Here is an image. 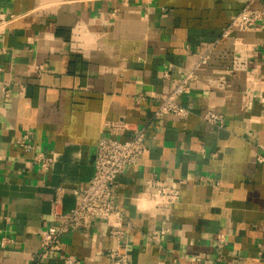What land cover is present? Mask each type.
<instances>
[{
  "label": "crops",
  "instance_id": "obj_1",
  "mask_svg": "<svg viewBox=\"0 0 264 264\" xmlns=\"http://www.w3.org/2000/svg\"><path fill=\"white\" fill-rule=\"evenodd\" d=\"M248 1L0 0V15H19L0 36L8 48L0 56V264L35 263L57 188L70 209L72 189L89 183L98 141L118 120L145 128L150 148L115 186L134 264H264V22L235 31L237 42L220 40ZM253 6L264 9V0ZM212 46L178 97L192 112L155 115L158 97ZM209 109L224 123L205 121ZM24 132L55 157L49 172L17 143ZM152 177L180 185L170 215L138 207ZM62 240L40 264H66L69 254L112 264L103 221Z\"/></svg>",
  "mask_w": 264,
  "mask_h": 264
},
{
  "label": "built area",
  "instance_id": "obj_2",
  "mask_svg": "<svg viewBox=\"0 0 264 264\" xmlns=\"http://www.w3.org/2000/svg\"><path fill=\"white\" fill-rule=\"evenodd\" d=\"M255 0H249L246 5L231 19L222 32V39H232L235 42L241 38L235 36V31L245 32L259 22H264V9L253 6ZM19 18L15 13L0 15V36L3 37ZM3 40V38H2ZM7 46L0 40V56L7 52ZM214 46L199 53L198 61L192 68L183 69L179 81L172 91L159 98V106L155 115L175 114L188 116L192 111L187 105L182 104L178 97L190 91V83L199 77L198 71L209 63ZM7 90L6 86L1 87ZM24 88L21 89L23 92ZM143 98V96H142ZM202 118L208 123L221 125L224 123V113L209 109ZM110 133L103 135L97 145L94 174L85 186L78 185L72 189L75 196L74 205L65 210V188L58 187L51 201V219L40 233V249L35 255V263L55 256L64 248L63 235L67 232L87 230L94 221H103L109 229V236L114 245L107 251L112 264H134L128 249V227L126 215L115 199V186L117 177L124 173L130 166L135 165L139 158L147 153L150 148L147 142L148 134L145 128H132L127 121H112L109 124ZM17 143L31 153V163L39 166L44 173L49 172L55 162V157L40 149L30 132H24ZM258 161L264 163V154L258 155ZM181 199L180 185L169 183L156 177L149 178L140 196L138 207L150 211L154 215H170L174 205ZM169 228L163 227L160 232L166 233ZM154 233L152 239L157 238ZM224 238V234L220 235ZM6 244V239L3 245ZM66 264H82L81 260L72 254L65 256Z\"/></svg>",
  "mask_w": 264,
  "mask_h": 264
}]
</instances>
